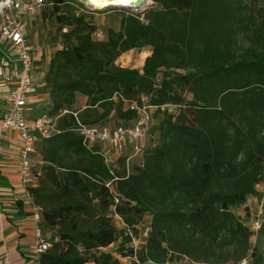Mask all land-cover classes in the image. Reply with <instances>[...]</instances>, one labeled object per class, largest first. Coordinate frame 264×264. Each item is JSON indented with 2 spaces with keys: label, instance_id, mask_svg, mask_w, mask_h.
Masks as SVG:
<instances>
[{
  "label": "trees",
  "instance_id": "trees-1",
  "mask_svg": "<svg viewBox=\"0 0 264 264\" xmlns=\"http://www.w3.org/2000/svg\"><path fill=\"white\" fill-rule=\"evenodd\" d=\"M151 1L96 39L79 2L45 0L62 45L39 82L59 132L40 141L30 188L53 240L38 264H122L104 249L119 240L116 254L131 255L127 229L142 264H264V226L235 212L264 187V0ZM143 47L140 70L115 64ZM77 94L86 104L73 110ZM143 107L156 121L140 154L87 147L74 131L131 126Z\"/></svg>",
  "mask_w": 264,
  "mask_h": 264
},
{
  "label": "built area",
  "instance_id": "built-area-1",
  "mask_svg": "<svg viewBox=\"0 0 264 264\" xmlns=\"http://www.w3.org/2000/svg\"><path fill=\"white\" fill-rule=\"evenodd\" d=\"M44 3L45 0H0V45L5 41L14 49L13 55L8 60L0 61V86L6 87L5 90L0 91V98L4 101V107L0 108V135L3 131L9 130L16 132L21 140L17 173L23 189L22 199L28 202L31 218L34 221V234L30 249L37 264L39 257L50 248L53 240L43 232L40 226L42 219L40 208L35 204L30 191V188L35 185V176L39 173L38 169L41 164L36 156V145L59 132L56 127L57 118L49 116L47 112L31 119H28L26 114L29 99L38 92L34 77L33 48L28 40V22ZM152 123L151 113L146 107H143L131 126L109 127L102 124L84 125L78 123L74 131L82 138L87 147L96 145L109 147L112 154L119 155L130 142L134 145V153L140 154ZM106 157L108 156L106 155ZM260 191L262 194L261 211L250 223L251 230L255 232L264 226L263 186ZM114 218L120 226H124L116 215ZM127 230L131 236L129 246L133 252L129 256H114L127 264H142L136 254L140 249L142 239L132 235L129 229ZM56 240L54 239V241ZM187 262L206 264L192 262L186 257H180V260L166 261L163 264H186ZM235 264H248V258L245 257Z\"/></svg>",
  "mask_w": 264,
  "mask_h": 264
},
{
  "label": "crops",
  "instance_id": "crops-1",
  "mask_svg": "<svg viewBox=\"0 0 264 264\" xmlns=\"http://www.w3.org/2000/svg\"><path fill=\"white\" fill-rule=\"evenodd\" d=\"M103 17H97L94 20L96 25H100L105 31L109 27L116 29L114 25H119L120 17L113 26L104 22ZM30 44L35 59L37 53H40V47L35 43L30 42ZM44 59L49 61V58ZM142 60L143 58L141 59L143 65L144 60ZM46 69L47 65L42 75L35 78L39 86ZM5 89V86H0V91ZM3 107L4 101L0 98V108ZM49 107L47 94L45 95L40 88L27 103L28 119L46 113ZM20 146L21 140L16 132L5 130L0 135V264H37L30 249L34 234V221L31 218L28 202L22 199L23 189L17 173Z\"/></svg>",
  "mask_w": 264,
  "mask_h": 264
},
{
  "label": "rangeland",
  "instance_id": "rangeland-1",
  "mask_svg": "<svg viewBox=\"0 0 264 264\" xmlns=\"http://www.w3.org/2000/svg\"><path fill=\"white\" fill-rule=\"evenodd\" d=\"M151 6H153V3L151 0H142L141 4L135 9L108 6V7H105L103 10H94L91 6L86 5L84 3H80V5L77 6L76 11L78 13L84 14L86 18L90 22L92 21L93 23H95L94 18H97V17L101 18L102 16H104L103 21L107 22L108 25L113 26L115 23H117V19L118 17H120L122 13L141 16L144 13L143 10L148 9ZM96 26H97V30L94 33V38L105 39V36H106L105 30L98 24ZM114 27L117 29L118 25L115 24ZM28 40L32 44L35 43L39 45L40 47V53H37L36 58L34 59V62H33L34 63V77L35 78L40 77L42 75L43 70L46 68V65L48 66L47 59H44V58L50 59L52 53L55 50L59 49L62 45L58 25L55 22L54 16L51 14L50 7L47 4L43 5L37 11V13L29 20ZM13 51H14L13 47L7 42L3 41V43L0 45V61L3 59L8 60L13 55ZM149 54H150L149 47H143L141 49H132V50H129L121 54L116 59L115 64L121 67L136 68L140 70L142 67L141 57H143V60H144L145 57L148 56ZM37 88L38 90H40L41 87L37 85ZM43 92L45 93V95L47 94L45 91ZM85 104H86V98L81 96L80 94H77L75 97V103L70 108L73 110L81 109L85 106ZM167 109L170 110L171 112H176L177 110L175 106H169ZM148 111L150 113H153V109H148ZM153 119L154 121H156L155 118ZM3 135H5V133ZM151 137H152V140L153 138H155L154 135H151ZM40 146H41V142H39L36 145V156L39 161H40V155H39ZM38 170L40 171V167ZM260 185L261 183L256 186L258 192H260L261 190ZM260 203H261V197L259 198L258 196L257 197L255 196L247 200L248 205L246 209L239 208L235 210V212H240L243 215L242 221H244L248 225L252 221V219L255 218L256 214L259 211H261ZM262 212L264 213V209H262ZM117 227L120 228V226H117ZM45 233L47 235H52V233L49 232L48 230H46ZM258 236L259 234H255L252 237L251 239L252 246L257 243ZM118 241L115 244L105 248L104 250L107 252H111L113 255H117L116 250L118 247ZM177 260H180V258ZM120 262L122 264H127L123 262L122 260H120Z\"/></svg>",
  "mask_w": 264,
  "mask_h": 264
},
{
  "label": "bare ground",
  "instance_id": "bare-ground-1",
  "mask_svg": "<svg viewBox=\"0 0 264 264\" xmlns=\"http://www.w3.org/2000/svg\"><path fill=\"white\" fill-rule=\"evenodd\" d=\"M135 2L136 0H86V3L92 8H103L109 5L132 7Z\"/></svg>",
  "mask_w": 264,
  "mask_h": 264
},
{
  "label": "water",
  "instance_id": "water-1",
  "mask_svg": "<svg viewBox=\"0 0 264 264\" xmlns=\"http://www.w3.org/2000/svg\"><path fill=\"white\" fill-rule=\"evenodd\" d=\"M77 1H79L80 3H84V4L88 5V3H86V0H77ZM141 2H142V0H136L134 6H132V7H123V6H116V7L135 9L141 4ZM109 6H114V5H109ZM105 7H108V6H105ZM105 7H103V8H93V9L94 10H103ZM143 11H145V10H143Z\"/></svg>",
  "mask_w": 264,
  "mask_h": 264
}]
</instances>
